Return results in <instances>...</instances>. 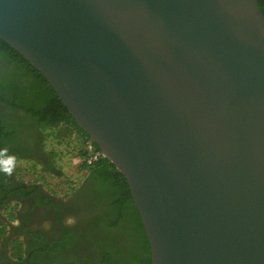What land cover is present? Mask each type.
<instances>
[{
  "label": "water",
  "instance_id": "1",
  "mask_svg": "<svg viewBox=\"0 0 264 264\" xmlns=\"http://www.w3.org/2000/svg\"><path fill=\"white\" fill-rule=\"evenodd\" d=\"M0 39L125 178L151 264H264L257 0H0Z\"/></svg>",
  "mask_w": 264,
  "mask_h": 264
},
{
  "label": "trees",
  "instance_id": "2",
  "mask_svg": "<svg viewBox=\"0 0 264 264\" xmlns=\"http://www.w3.org/2000/svg\"><path fill=\"white\" fill-rule=\"evenodd\" d=\"M257 1L264 16V0ZM0 101L31 116L36 123H66L67 131L54 133L58 142L62 136L74 132L81 144L78 156L86 154L83 146L89 141L88 135L74 122L41 73L1 39ZM92 145L100 151L95 143ZM50 155L54 160V154ZM80 168L89 173L91 182L82 200L85 213L77 214L80 216L72 229L63 231L58 239L53 238L54 244L44 238L47 247L44 244L32 249L26 261L29 264H151L149 242L125 178L105 157L87 166L80 164ZM43 170L58 172L54 164ZM36 254L45 255V260H34Z\"/></svg>",
  "mask_w": 264,
  "mask_h": 264
},
{
  "label": "flooded vegetation",
  "instance_id": "3",
  "mask_svg": "<svg viewBox=\"0 0 264 264\" xmlns=\"http://www.w3.org/2000/svg\"><path fill=\"white\" fill-rule=\"evenodd\" d=\"M44 128L65 132L67 124L36 123L31 116L0 101V149L7 148L8 154L16 157L11 176L0 172V264H29V252L44 245V238L54 244L52 239L72 229L85 213L82 200L91 186L85 170L79 183L61 197L39 180H23L19 174L18 159L38 161L42 171L50 173L43 170L54 164L43 145ZM70 135L75 139L74 132ZM40 258L45 260V255H34V260Z\"/></svg>",
  "mask_w": 264,
  "mask_h": 264
},
{
  "label": "rangeland",
  "instance_id": "4",
  "mask_svg": "<svg viewBox=\"0 0 264 264\" xmlns=\"http://www.w3.org/2000/svg\"><path fill=\"white\" fill-rule=\"evenodd\" d=\"M62 131H50L43 129L44 148L54 154V167L58 172L45 173L39 163L34 160L18 159L16 165L19 167V174L23 180H39L41 184L55 195L63 196L69 188L76 186L84 175V170L80 168L78 151L81 144L72 135L62 136V141L55 137L54 133ZM63 135V134H61ZM19 253V252H18ZM19 255V254H17Z\"/></svg>",
  "mask_w": 264,
  "mask_h": 264
},
{
  "label": "clouds",
  "instance_id": "5",
  "mask_svg": "<svg viewBox=\"0 0 264 264\" xmlns=\"http://www.w3.org/2000/svg\"><path fill=\"white\" fill-rule=\"evenodd\" d=\"M16 157L9 155L7 148L0 149V172L7 176L13 174Z\"/></svg>",
  "mask_w": 264,
  "mask_h": 264
},
{
  "label": "built area",
  "instance_id": "6",
  "mask_svg": "<svg viewBox=\"0 0 264 264\" xmlns=\"http://www.w3.org/2000/svg\"><path fill=\"white\" fill-rule=\"evenodd\" d=\"M83 150L85 151L86 154L78 157L80 164H84L87 166L96 162L101 157H103L100 151L94 149L92 142L90 141L85 143V145L83 146Z\"/></svg>",
  "mask_w": 264,
  "mask_h": 264
}]
</instances>
